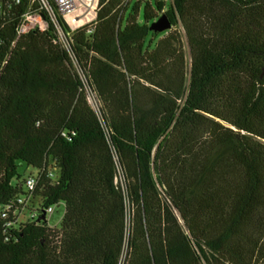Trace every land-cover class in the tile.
<instances>
[{
	"label": "trees",
	"instance_id": "trees-1",
	"mask_svg": "<svg viewBox=\"0 0 264 264\" xmlns=\"http://www.w3.org/2000/svg\"><path fill=\"white\" fill-rule=\"evenodd\" d=\"M7 1L0 209L21 163L40 180L0 264H264V0H102L76 30L51 1L67 45L52 21L18 39L30 0Z\"/></svg>",
	"mask_w": 264,
	"mask_h": 264
},
{
	"label": "built area",
	"instance_id": "built-area-1",
	"mask_svg": "<svg viewBox=\"0 0 264 264\" xmlns=\"http://www.w3.org/2000/svg\"><path fill=\"white\" fill-rule=\"evenodd\" d=\"M51 1L54 3L56 10L73 25L81 24L84 22V19H88L92 15L96 16L102 2V0H30L29 9L23 14L17 27L18 39L31 32L43 33L48 31L50 21L54 23L61 36L62 32L57 23L55 9ZM12 4L19 6L22 4V0H8L6 2L9 9L12 7ZM49 178L56 180L57 174L51 171ZM39 180L40 177L37 174L27 176L22 184L24 194L17 196L10 204L0 209V219L3 222V232L5 235L39 217L33 198ZM54 208L50 207L45 211V216L48 217V215L53 214ZM26 211L29 212L28 215H25Z\"/></svg>",
	"mask_w": 264,
	"mask_h": 264
},
{
	"label": "rangeland",
	"instance_id": "rangeland-1",
	"mask_svg": "<svg viewBox=\"0 0 264 264\" xmlns=\"http://www.w3.org/2000/svg\"><path fill=\"white\" fill-rule=\"evenodd\" d=\"M168 3L171 2V0H165ZM96 19V16H90V18H88L86 21L82 22L79 25H73L70 24L69 20L66 19V21L68 22L69 26L71 27V29L76 30L79 29L81 27H83L84 25L90 24L91 22H93ZM180 31L183 33V29L180 28ZM61 40L62 42L67 45V40L65 38V36L63 35V33H61ZM183 41L185 44V49L187 51V55L188 58L190 60V53H189V46H188V42H187V38L185 36H183ZM89 101L92 105V107L98 112V104L94 98V96L92 94L89 95ZM38 173V171L34 168L28 167L26 164L21 163L19 165V174L22 176V178H26L29 175H36ZM56 173V172H55ZM57 174V173H56ZM119 183H122V179L119 177V179L117 180ZM17 183L16 180L13 181V184L15 185ZM28 211L25 212V215H28ZM64 213H65V206L63 204L56 206L54 208V213L51 215H48V223L49 226L54 227V228H59L61 221L64 217Z\"/></svg>",
	"mask_w": 264,
	"mask_h": 264
},
{
	"label": "water",
	"instance_id": "water-1",
	"mask_svg": "<svg viewBox=\"0 0 264 264\" xmlns=\"http://www.w3.org/2000/svg\"><path fill=\"white\" fill-rule=\"evenodd\" d=\"M171 27L172 26H171V23H170L168 17L163 15V16H161V18L156 23H154L151 26V31L158 32V33H164L166 31H169L171 29ZM176 212H177L179 218L181 219V222H183L179 211L176 210ZM45 215L46 214H44V216Z\"/></svg>",
	"mask_w": 264,
	"mask_h": 264
}]
</instances>
